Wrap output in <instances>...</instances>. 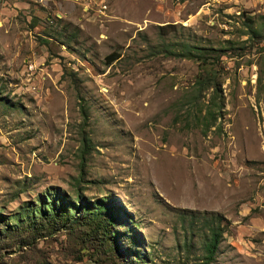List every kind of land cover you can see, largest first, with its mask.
<instances>
[{"label":"rangeland","instance_id":"rangeland-1","mask_svg":"<svg viewBox=\"0 0 264 264\" xmlns=\"http://www.w3.org/2000/svg\"><path fill=\"white\" fill-rule=\"evenodd\" d=\"M190 45L221 54L205 131ZM55 193L106 202L124 264H200L216 214L208 264H264V0H0V264L102 261L13 233Z\"/></svg>","mask_w":264,"mask_h":264},{"label":"trees","instance_id":"trees-1","mask_svg":"<svg viewBox=\"0 0 264 264\" xmlns=\"http://www.w3.org/2000/svg\"><path fill=\"white\" fill-rule=\"evenodd\" d=\"M166 51L173 53L168 49ZM179 53L196 61L200 68L195 76L194 102L202 92L209 90L203 113L198 109L192 115L196 122L202 123L205 131L214 125L223 107L220 82L217 78L220 50L211 46L190 45ZM186 111L185 113H189L188 109ZM57 195L55 193L53 198H43L33 211L19 212L14 218L15 228L12 227V230L8 226L7 231L12 230L18 236L35 240L45 234L62 230L68 235L77 236L82 243H88L95 252H99L102 255L99 264H124L114 229L116 217L108 212L106 202L97 200L79 207L65 202ZM219 217L216 214L206 220L207 232L203 234L202 253L197 258L201 259L200 264H208L214 259L223 232ZM190 245V241H183L186 250Z\"/></svg>","mask_w":264,"mask_h":264},{"label":"built area","instance_id":"built-area-1","mask_svg":"<svg viewBox=\"0 0 264 264\" xmlns=\"http://www.w3.org/2000/svg\"><path fill=\"white\" fill-rule=\"evenodd\" d=\"M105 8V5H102V9H104Z\"/></svg>","mask_w":264,"mask_h":264}]
</instances>
